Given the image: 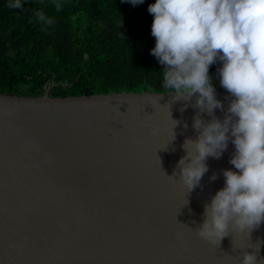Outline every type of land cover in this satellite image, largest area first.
<instances>
[{"label":"water","instance_id":"1","mask_svg":"<svg viewBox=\"0 0 264 264\" xmlns=\"http://www.w3.org/2000/svg\"><path fill=\"white\" fill-rule=\"evenodd\" d=\"M54 86L0 93V264H240L244 251L264 264V221L249 234L229 224L220 241L197 234L221 169L235 170L229 141L199 185L179 177L198 93L53 97ZM226 95L216 90L225 107Z\"/></svg>","mask_w":264,"mask_h":264},{"label":"clouds","instance_id":"2","mask_svg":"<svg viewBox=\"0 0 264 264\" xmlns=\"http://www.w3.org/2000/svg\"><path fill=\"white\" fill-rule=\"evenodd\" d=\"M7 6L22 8V0H9ZM147 11L155 39L150 53L163 65V86L185 101L198 93L192 105L199 110L192 119L197 136L185 138V155L176 165L188 191L208 170L206 159L219 158L229 141L234 145L228 162L235 170L221 169L223 186L204 204L197 234L220 241L229 224L249 234L264 221V0H153ZM36 15L44 24L54 22L43 12ZM217 63L210 74L209 66ZM214 76L228 93L226 107L216 96ZM172 120L174 127L178 121ZM256 257L244 251L240 264H257Z\"/></svg>","mask_w":264,"mask_h":264},{"label":"trees","instance_id":"3","mask_svg":"<svg viewBox=\"0 0 264 264\" xmlns=\"http://www.w3.org/2000/svg\"><path fill=\"white\" fill-rule=\"evenodd\" d=\"M8 2L0 0V93L38 97L53 83V97L172 91L150 53L153 0H22V8ZM38 11L54 22L38 20ZM213 83L225 90L218 77Z\"/></svg>","mask_w":264,"mask_h":264}]
</instances>
